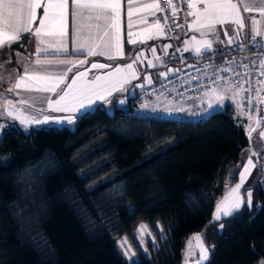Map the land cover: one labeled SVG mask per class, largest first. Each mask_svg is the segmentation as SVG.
I'll list each match as a JSON object with an SVG mask.
<instances>
[{"label": "trees", "instance_id": "16d2710c", "mask_svg": "<svg viewBox=\"0 0 264 264\" xmlns=\"http://www.w3.org/2000/svg\"><path fill=\"white\" fill-rule=\"evenodd\" d=\"M123 95L73 129L8 124L0 141V264H183L197 233L210 251L202 264H259L260 183L251 207L247 187L242 207L214 221L250 145L230 107L202 120L150 118L133 114L132 98L119 107ZM125 238L131 259L118 248Z\"/></svg>", "mask_w": 264, "mask_h": 264}, {"label": "snow or ice", "instance_id": "6c2138e0", "mask_svg": "<svg viewBox=\"0 0 264 264\" xmlns=\"http://www.w3.org/2000/svg\"><path fill=\"white\" fill-rule=\"evenodd\" d=\"M185 4L187 10L185 11L184 25L191 32L198 33L200 38L198 39L196 35H192L190 40H185L182 51H191L196 57H203L207 53L214 52L213 42L226 45H232L236 42L238 47H243L240 40L242 30L245 28L242 11L258 14L259 19L253 16L250 20L251 35L249 38L254 50H264V43H260L257 40L258 37L264 40V30H261L260 27L261 24H264V0H185ZM169 7L171 8L170 16H163V24H161L159 18H156L150 28L145 30L150 34L143 36L140 40L141 43L164 35V29L170 28L167 23L170 18L176 22V27L184 26L178 23L179 17L177 15L178 11L184 9L178 8L177 3L173 2V0H169ZM149 9L155 10L149 13L152 16H155L156 12L163 13L164 11L158 2L137 6L135 11L141 12ZM121 10L122 0H0V54L5 57L9 55L19 56V50L13 49L12 45L16 43L20 48H23L25 44L32 42V38L35 39V61L25 63L22 73H19L13 66L12 72L8 77L9 87L7 91L16 94H19L20 91L50 93L58 98L47 100L48 110L70 113V115L63 118H52L47 115H25L24 111L18 108L12 99L4 98L0 100V104L3 105L5 111L0 113V115L6 114L7 117L18 121L25 129L31 125L49 123L63 125L67 122L68 124H73L77 118L76 114H79V118L86 117L89 114L87 109L96 100L105 99L113 91H123V86L126 83L132 79H138L135 62L143 57V52L131 57V62L115 67L114 71L109 72L105 76L96 75L92 80H88V72L81 71L77 72L70 82L67 79L68 73L72 72L73 67L86 64L87 60L60 59L55 55L53 58H41L42 53H68L66 36L68 35V22L71 17L75 52L86 54L89 57L102 56L108 60L123 59ZM133 12L132 0H127L128 42L135 44L137 41L133 39ZM189 17H191L190 21ZM140 22H146V17L139 18L137 23ZM227 24L233 26L232 36H229V30L224 27ZM151 28H155L157 31L152 33ZM221 32L227 37V40L220 39ZM135 35L140 36L141 34L136 33ZM22 39H24V44H19ZM175 39H179V37H175ZM171 47V44L164 46L165 54H167V49ZM5 49L8 51H4ZM150 50L153 57L159 59L156 56V48L152 47ZM177 51H181V49L178 48ZM215 52L219 55H225L223 50H215ZM212 58L213 56H209V59ZM244 59L248 58L245 57ZM6 62L12 63L11 60ZM148 63L150 66L152 65V61H148ZM229 63L236 65V67H243V73L236 72L235 68L228 67L220 68V71L234 72L235 75L242 77V81L237 80L222 89L220 87L213 88L211 93L205 92L204 97L209 101V109L213 107V99L216 103L222 104L226 98L237 102V97H239L240 107L243 106L245 99L248 100V103H252V98L244 97L242 94L253 91V89L251 87L245 89L241 85L248 84L251 86L252 67H257L259 75L264 77V55L250 60L249 64H243L242 62L237 64L235 59L230 60ZM52 66H63V70L49 71L48 69ZM2 67L3 64H0V68ZM108 67L110 65L91 64L92 69ZM189 67H192V65H189ZM206 67H213V65L209 64ZM169 71L172 70L169 69ZM176 71H179V69ZM159 75L164 76L166 79L168 73L162 72ZM2 79L4 77L0 76V80ZM222 79V77H217V80H214L213 83L218 84L219 80ZM148 82L152 83L150 77ZM255 83L253 98L258 104H264V95H261L264 92V87H261V85H264V80L257 79ZM62 85L65 86L61 87ZM140 86L142 87V85ZM229 92H231V96H228ZM124 102L122 99L119 100L120 104ZM19 103L25 105L27 100L21 99ZM174 110L176 112L187 111L183 107H178ZM163 111L170 112V108L166 107ZM40 112H43V109H40ZM248 118L253 121L247 126L249 137H251L255 126L264 123V121L258 116L253 117L251 114H249ZM0 128H3V125H0ZM260 136L264 138V130L261 131ZM251 167H254L253 161L248 159L247 166L244 167L243 172L235 174L239 176L240 183L231 188L228 196L217 204L214 221L221 220L222 216L225 218L232 216L233 211L241 207L244 197L240 195V188ZM262 171H264V168H262ZM255 183H260L262 188H264V178L259 173L256 180H254ZM254 184L250 185L249 189H245L249 207H251L252 203L251 188ZM257 207H260V205L257 204ZM223 227V224L218 225L219 229H223ZM194 239L197 242L201 241L199 235L195 236ZM126 243L127 240L125 238V240L121 241V247L123 248ZM189 247L191 248V244ZM125 254L129 255V250H126ZM200 255L201 261L207 259L208 250L203 247L202 242L200 243ZM132 256H135L134 252L130 253L129 259ZM201 261H198V264H201ZM133 264H136V262L134 261ZM260 264H264V260H261Z\"/></svg>", "mask_w": 264, "mask_h": 264}, {"label": "crops", "instance_id": "0c3cea01", "mask_svg": "<svg viewBox=\"0 0 264 264\" xmlns=\"http://www.w3.org/2000/svg\"><path fill=\"white\" fill-rule=\"evenodd\" d=\"M150 2H158V0H132L133 9H134L133 16H132V31L134 34L133 39H135L137 41L135 44H132V43L128 42V36H127V32H128L127 0H122L121 45H122V49H123V53H124L123 59L116 58L114 60H108L102 56L89 57L86 54L75 52L74 51L73 38H72V20H71V17L69 18L68 35L66 36V42H67V46L69 49L68 53L53 54L50 52V53H42L41 54L42 59L53 58L55 55V56H58L60 59L68 58V59H73V60H77V61L87 60L86 64L77 65V66L73 67L72 72L68 73L67 79L70 82V80L74 77V75L77 72H81V71H87L88 72V76H87L88 80H92L96 75L105 76L109 72L114 71L115 67L123 66L126 63L131 62V60H130L131 57H135L140 52H143V54H144L143 57H141L140 60L135 62V69L137 71L139 78L138 79H132L130 82L126 83L123 86L124 87L123 91L116 90V91H113V93L110 96H107L105 99L96 100L91 105V107L89 109H87L88 112L92 111L94 108H96L99 105L108 104L111 101V99L118 94H124L121 99L122 100L126 99L125 105L120 104L119 101H118V105H119V107H123L126 109L128 107L129 99L132 98V96H133L134 90L136 88H142V87H145L146 85L150 84L148 82L149 77L151 78L152 83H157V82L162 81V79L164 78V76L159 75L160 73H162V72L168 73V72H171V71H169V69H171L172 71H176L177 69L180 68V65H178L177 62H175L176 46L183 49L184 48L183 42L185 40H190L192 35H196L198 39L200 38L198 33L191 32L189 29H187V26L184 25L185 12H183L181 14H178V17H179L178 23L181 25H184V26L183 27H177L174 37H172V35L170 33H168V31L166 29H164V35L159 36V38L149 39L145 43H141L140 40L143 38V36L150 34V33L146 32L145 30L149 29L150 26L153 24L154 20L156 19L157 12H156L155 16H152L149 13L152 11H155L154 9L136 12L135 8L137 6H143V5L150 3ZM241 14L244 17L245 28L242 30L240 40L242 41V44H244V43H246V41H248L250 39L249 38L251 35L250 20L252 19L253 16H256V18L259 19V16L257 13H247V12H243V11ZM141 17H146V22L137 23L138 19ZM188 19L190 21L191 17H189ZM37 23H38V21H37ZM224 27L229 30V36H232L233 35V32H232L233 26L231 24H227ZM260 27H261V30H264V24H261ZM156 31L157 30L155 28H151L152 33H155ZM136 33H140L141 35L137 36V35H135ZM175 37H179V39H175ZM209 38L211 39V37H209ZM220 39L221 40H227V37H225L223 35V33L221 32ZM257 39L260 41H264V40H261V38H259V37ZM19 44H24V39H22L19 42ZM167 44H171L172 47L168 48L167 54H165L164 46ZM234 46H237L236 42H234L232 45H226V44H221L218 42H213L214 52H215V50L227 51V50H230ZM152 47L156 48V56L159 57V59H156L155 57H153V54L150 50ZM12 48L18 49L19 53H28V56L21 58L20 65L17 68V71L19 73H22L23 72V65L25 63L34 62L36 59V56H35V39L32 38V42L25 44V46L23 48H20L19 45L16 43H14L12 45ZM187 53L189 55L195 56L194 53L191 51H189ZM207 54H210V53H207ZM14 57H16V56H14ZM148 61H152L151 66L149 65ZM93 63L107 64V65H110V67L102 68V69H100V68L92 69L91 64H93ZM0 64H2V62H0ZM13 66H15V65L13 64ZM2 68H3L4 72H8L9 70L13 69L12 64L11 65H5ZM48 70L49 71H62L63 66H52ZM240 70L243 71V69H239V68L235 69L236 72H240ZM237 80L242 81V77H237L235 79H232L228 83V85L230 83H235ZM1 85L2 84H0V100H2L4 98L12 99L16 103L17 107L21 108L24 111L25 115H47V116H50L52 118H63V117H66L67 115H70V113L52 112V111L48 110L47 100L48 99L55 100L58 98L57 96H54L50 93H41V92H35V91H33V92L20 91L19 94L9 93L6 89V86L1 87ZM140 85H142V87ZM64 86L65 85H62L61 87H64ZM241 86L244 87V84H242ZM261 87H264V85H261ZM244 94H245V92L242 95L244 96ZM261 95H264V92H262ZM228 96H231V92L228 93ZM21 99H26L27 104L21 105L19 103V101ZM239 99L240 98L237 97V102H233L231 99L226 98L222 104L216 103V101L213 99L212 100L213 107L211 109L208 108V102H209L208 99H205V100L192 101V102H190L184 106H181L184 109H187V111L176 112L174 109H172L169 112V114L162 113L164 111L162 109H158V108H156L157 110L155 108H152V109H149L146 111H147V113L148 112H152V113H156V114L161 113L158 115L165 116L163 119L195 120L192 118L194 111L196 109L201 108L204 105H206L207 110H210V112H209V114H207V116H210L211 114H214L217 112H223L225 110L226 106H228V105H230L233 110H238V109L240 110V108H238V107H240L239 106ZM29 105H31V107H29ZM262 105H263V107H262V119L261 120L264 121V104H262ZM40 109H43V112H40ZM4 111L5 110H4L3 105L0 104V113H3ZM157 111H158V113H157ZM163 114H165V115H163ZM76 116H77L76 121L73 124H68L67 122H65L63 125L49 123V124L31 125L30 127H32V126H53V127L66 126V127L70 128L71 125L75 126V124L79 118V114H76ZM207 116H205V118H207ZM144 117H147L146 114L144 115ZM0 119H2L0 121V124L4 125L3 132L7 128L9 123H12L14 125L19 126L22 129H25V127L23 125H21L18 121H15V120L11 119L10 117H7L6 114L0 115ZM262 124H264V123H262ZM256 139L259 142V143H257V145H256ZM253 141L255 142V146H257L258 149H264V138L259 137L257 135V133L254 135ZM249 142H251V141H249ZM251 144H252V142H251ZM251 144L249 145V147L251 146ZM249 147L242 152L239 163L233 169L234 172L239 173V168H241L242 163L246 161L245 156H246V153L249 151ZM258 155L259 154H257L256 156H258ZM245 164H246L245 165V167H246L247 162ZM241 172H243V169H241ZM258 173L261 176V173L256 166L251 167L250 172L248 174H246V179L240 188V195H241L242 189L247 188L254 183V180H256ZM239 182H240V178H238L237 183L232 185L231 188H234L236 184H239ZM229 191H230V188H229ZM228 194H229V192H228ZM228 194H227V196H228ZM222 218H224V217H222ZM197 235H199L201 237V241L198 242L199 245L202 242L203 247L208 250L207 258L209 259V257H210L209 249L204 244L203 236L201 233H197V234L193 235V238ZM207 260H203V261L206 262Z\"/></svg>", "mask_w": 264, "mask_h": 264}, {"label": "built area", "instance_id": "2783aa9c", "mask_svg": "<svg viewBox=\"0 0 264 264\" xmlns=\"http://www.w3.org/2000/svg\"><path fill=\"white\" fill-rule=\"evenodd\" d=\"M158 2L164 11L163 13L157 12L156 18H159L161 24H163V16H170L171 8L169 7V0H158ZM173 2L177 3L178 8L184 9L178 11L177 15L187 10L185 0H173ZM167 23L170 25V28L165 29L174 37L177 29L176 22L170 18ZM258 42L264 43V41L260 40H258ZM242 45L243 47L234 46L230 50L224 51L225 55H219L214 52L205 54L203 57L189 55L187 52L182 51V48L176 46L175 62L180 65L179 71L168 72L166 79L164 77L160 82L137 88L133 92L131 100V110L133 114L137 115V112L151 107H159L158 109H162V103H167L170 108L181 107L192 101L205 100L204 93H211L213 88L220 87L222 89L227 87L226 84L229 83V80L241 76H237L231 71H220V68H239L244 71L243 67H236V65L230 64L229 61L235 59L237 64L241 62L243 64H249L250 60L264 55V50L253 49L250 39ZM178 48L181 49V51H177ZM209 56H213V58L209 59ZM245 57L248 59H244ZM209 64L213 65V67H206V65ZM189 65H192V67H189ZM243 71L240 70L241 73H243ZM217 77H222L223 79L219 80L218 84L213 83L214 80H217ZM257 79L264 80V77L259 75V69L257 67H252V84L251 86L244 84V88L247 89L251 87L254 91ZM253 91L245 92L244 94V97L252 98V103H248L247 99L244 100V106H246L247 109L249 108V113L254 112L256 107L259 106L253 98ZM145 105H147V107H145ZM206 110V105L196 109L193 113V118H195V120H202Z\"/></svg>", "mask_w": 264, "mask_h": 264}, {"label": "rangeland", "instance_id": "374dc122", "mask_svg": "<svg viewBox=\"0 0 264 264\" xmlns=\"http://www.w3.org/2000/svg\"><path fill=\"white\" fill-rule=\"evenodd\" d=\"M4 51H8L7 49H5ZM20 56V57H19ZM19 56H16V57H14V55H9V56H7V57H5L3 54H0V62H2V64H3V67L5 66V65H11L12 64V67H13V64L15 65V68H16V70H17V68H18V66L20 65V61H21V58H24L25 56H28V53H20V55ZM7 60H11L12 61V63H7L6 61ZM12 72V70H9L8 72H4V70H3V68H0V76H2V77H4V79H2V80H0V84H2V85H5L6 86V89L9 87V80H8V77H9V75H10V73ZM231 80H229V82H230ZM228 83V82H227ZM226 85H228V84H226ZM137 89V88H136ZM135 89V90H136ZM134 90V91H135ZM125 102L122 104V105H125V103H126V99H123ZM161 106H162V110H164L166 107H168V104L167 103H162L161 104ZM229 107H230V109L233 111V116H234V119L236 120V122L238 123V124H240L243 128H244V131L246 132V135L248 136V138H249V141H251L252 142V144H251V142H250V144H251V146L249 147V151L246 153V161L245 162H243L242 163V165H241V168H239V173H241V169H244V167H245V163L248 161V159H251L252 161H253V165L254 166H256L258 169H259V171H260V173H261V177L263 178L264 177V171H262V168H264V154L263 153H261V151H263L264 149H258V147L257 146H255V142L253 141V138H254V135L257 133V135L259 136V137H261L260 136V133H261V131L262 130H264V124H260V125H258V126H255V130L252 132V134H251V137H249V134H248V125L249 124H251V123H253V121H251V120H249V118H248V116H249V114H251L253 117H259L260 119H262V107H263V105L262 104H259V106H257L256 107V109H255V111L254 112H252V113H249V108L247 109V107L246 106H244V101H243V106L242 107H238V108H240V110L238 109V110H233L232 108H231V106L230 105H228ZM227 107V106H226ZM159 108V107H158ZM161 108V107H160ZM170 108V107H169ZM178 108V107H177ZM149 109H152V107L151 108H148V109H146V110H149ZM155 109H156V107H155ZM172 109H175V108H170V111L172 110ZM146 110H143V111H140V112H137V116H143L144 117V115L146 114V116L147 117H151V118H164L165 116H162V115H158V114H161V113H158V111H157V113L158 114H156V113H152V112H148L147 113V111ZM157 110V109H156ZM209 112H210V110H206V113L205 114H203V116H204V118H205V116H207V114H209ZM162 113H165V114H169V112H162ZM165 114H163V115H165ZM208 117V116H207ZM193 118V117H192ZM203 118V119H204ZM193 119H195V118H193ZM0 125H3V124H0ZM75 126L74 125H71L70 126V128H74ZM3 128H4V125H3ZM3 128H0V141L2 140V138H3V135H4V132H3ZM257 131V132H256ZM262 138V137H261ZM257 143H259L258 141H257V139H256V145H257ZM257 154H259L258 156H256ZM250 170H251V168H250ZM235 173L236 172H234V171H232L231 172V174L229 175V179H228V182L230 181V179L232 178V177H236L237 176V181H238V178H239V176L238 175H235ZM237 181H236V183H237ZM240 183V182H239ZM234 185V184H233ZM230 189H231V186L229 187ZM228 192H229V190L227 191V193H226V195L224 196V198L227 196V194H228ZM241 196H242V193H241ZM224 198H222V200L224 199ZM221 200V201H222ZM243 203H244V200H243V202H242V205H243ZM242 205H241V207H242ZM240 207V208H241ZM239 208V209H240ZM238 209V210H239ZM235 211H237V210H235ZM234 211V212H235ZM233 212V213H234ZM223 217V216H222ZM225 218V217H224ZM221 219H223V218H221ZM202 234V236H203V233H201ZM191 244V248L189 247V245ZM118 248H119V250L124 254V256L127 258V259H129V255H126L125 253H126V248L125 247H121V244H119L118 245ZM209 253H210V251H209ZM208 259V258H207ZM206 259V260H207ZM264 260V259H263ZM198 261H201V255H200V245H199V243L196 241V240H194V238H193V236L192 237H190L188 240H187V243H186V246H185V251H184V262H183V264H198L197 262ZM203 262H205V261H201V263H203ZM260 264V263H259Z\"/></svg>", "mask_w": 264, "mask_h": 264}]
</instances>
